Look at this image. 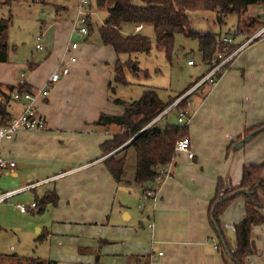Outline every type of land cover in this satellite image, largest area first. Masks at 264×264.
I'll use <instances>...</instances> for the list:
<instances>
[{
	"label": "crops",
	"instance_id": "1",
	"mask_svg": "<svg viewBox=\"0 0 264 264\" xmlns=\"http://www.w3.org/2000/svg\"><path fill=\"white\" fill-rule=\"evenodd\" d=\"M64 9L56 14L57 18ZM69 26L59 19L45 27L44 37L51 33L52 51L47 52L43 64L49 62V69H38L40 66L32 58L26 60L24 67L10 64L9 60L0 64V90L3 92H7L6 87L19 84L29 86L32 91L44 88L61 62L69 70L68 75L51 86L46 100L38 98L36 101L38 112L46 120V129L20 131L15 139L3 141L0 146L1 156L15 163L12 169L0 170V177L5 173L17 178L24 173L36 179L23 187L50 179L39 187L52 185L45 193L55 191L58 196L57 206L50 207L54 212L51 231L36 228V240L39 236L43 240H58L57 249L48 260L56 264H80L81 258L90 252L93 264H105L103 256L107 255L121 264H230L214 249L216 241L207 212L219 178L226 188L237 186L244 166L264 162V129L244 142L239 141L247 128L264 124V114L258 110V106L264 105V39L246 45L239 52L230 64L237 69L229 66L203 95L195 94L196 90L189 97L190 104L195 102L187 120L189 134L186 139L193 158L186 153H176L172 163L164 169L167 176L161 182L141 186L134 182V176L124 178V175L121 182L114 181L102 163L106 157H101L99 149L102 142L118 132H112L111 127L104 131L95 125L100 114H107L111 106H116V98L110 97L115 93L110 94L108 84L113 80L117 57L111 47L102 44L87 43L81 50L77 46L75 51L67 53L69 43L65 40ZM130 27L132 35L139 34L145 26ZM137 27L140 29L136 30ZM38 36L42 39L41 34ZM70 56L76 58L74 63H69ZM120 58L126 60L128 57ZM117 87L114 86V90ZM8 108L10 116L14 117L19 115L22 106L10 102ZM120 108L115 116L123 113ZM259 137L263 144L256 146ZM250 143L253 152L247 154L243 149ZM125 151L118 156H124ZM87 186L96 190L94 202L83 192ZM121 187L137 196L148 209L140 213L141 217L135 215L136 229L128 225L132 214L123 211L122 204L119 203L118 211L114 209ZM109 209L110 219L101 220L98 237L70 240L65 249V210L73 217L82 218L94 212L107 213ZM261 214L264 215V208ZM244 215V199H239L219 218L230 250L236 245L234 226ZM109 230L115 240L104 237ZM256 230L257 237L264 233V228ZM144 231H147V238L149 236L145 243L139 240ZM256 254H260L258 248L245 259L246 263ZM20 258L39 259L11 253L0 255V264H26ZM260 261L264 263V258Z\"/></svg>",
	"mask_w": 264,
	"mask_h": 264
},
{
	"label": "trees",
	"instance_id": "2",
	"mask_svg": "<svg viewBox=\"0 0 264 264\" xmlns=\"http://www.w3.org/2000/svg\"><path fill=\"white\" fill-rule=\"evenodd\" d=\"M99 9L105 10L107 17L104 24L98 29L100 42L103 46L112 48L116 55L113 66L114 77L108 84L110 94H114L115 86H127V73L137 77L140 72L139 63L130 58L135 54L148 55L151 50V43L147 37L141 34L123 35L122 29L126 26H150L155 36V44L158 50L164 53L167 60L170 59L174 37L181 34L197 40L198 50L202 62L211 66L213 60L224 49L225 55L234 52L238 43L233 41L223 44L222 38L195 33L191 30V23L188 13L193 11L213 12L218 17L220 24H224L229 16H236L245 13L251 6L264 8V0H95ZM4 5L10 6L22 0H0ZM11 16L7 19H0V64L8 62L9 45L7 43V30ZM91 17L88 28L91 31ZM260 27L262 25H259ZM252 30L251 35L260 27ZM258 40V39H257ZM254 40L253 42H256ZM244 42V41H243ZM252 42V43H253ZM126 55L124 61L120 56ZM231 63H229L230 66ZM228 64L214 76L217 81L222 73L229 69ZM145 77L147 73L143 72ZM199 80H197L198 82ZM192 87L189 86L177 97L163 101L153 90L144 91L141 97L132 102L116 99L114 104L123 108L120 116L100 114L95 125L107 131L110 127H117L119 131L99 146L101 157H106L102 163L116 182H121L125 172V157L117 156L132 148L135 152V170L133 180L136 184L145 186L154 184L159 179L163 180L167 173L166 169L176 156L175 145L178 141L188 138L189 130L187 124L177 125L176 123H165L161 128L159 125L148 124L163 110H165L177 98L181 97ZM7 92L0 90V125H4L11 119L8 112L11 94L13 91L25 93L32 91L24 84L16 87H6ZM186 101H182L175 109L181 110L186 107ZM264 129V124L254 125L247 128L239 138L245 141L256 132ZM129 142V143H128ZM127 144L120 151L119 147ZM109 155V156H107ZM264 162L259 165L244 166L240 182L237 186L225 187L222 179H218L214 196L209 202L208 223L216 241V251L222 258L228 259L230 264H244L247 257L255 251V244L251 237L254 227L264 226V215L261 210L264 208ZM239 196L244 198L243 219L234 226L235 249L230 250L225 236L221 230L219 218L225 209ZM37 213H42L47 207H55L58 204V196L55 191L47 192L41 199L35 196ZM37 242L43 241L39 236ZM17 258V257H15ZM26 264H56L51 260L22 259Z\"/></svg>",
	"mask_w": 264,
	"mask_h": 264
},
{
	"label": "rangeland",
	"instance_id": "3",
	"mask_svg": "<svg viewBox=\"0 0 264 264\" xmlns=\"http://www.w3.org/2000/svg\"><path fill=\"white\" fill-rule=\"evenodd\" d=\"M78 1L79 0H22V2L14 3L10 6H6L3 3L0 4V19H7L11 16V21L7 30L9 63L17 65L21 64L24 67L26 65V60H31L32 58V61L40 66L38 69H49V62L48 64H43V61H45L44 58L46 57L47 52L52 51L51 33L44 37V30L47 25L59 19L64 20L68 26L70 24V32L66 35V43H76L78 45V50H81L83 45L87 43L101 45L98 29L104 24L107 13L105 10H101L97 7L95 0H90L92 24L89 35L86 38H82L77 33L70 34L72 30V22L74 20V11ZM62 7L66 8L64 9L65 12H63V14L59 13V17L57 18L56 14L60 10H63ZM188 19L191 23V30L195 33L207 34L215 36L216 38L226 37L231 42H237L238 45H241L246 37H248V39L251 37L250 33L252 30L255 28L257 29L259 25L264 24V8L251 6L238 18L236 16L227 17L224 24L219 23L218 17L213 12H189ZM131 31V27L126 26L121 32L123 35H130ZM39 34L42 35V39L40 42H36V37ZM139 34L149 39L151 50L148 55L135 54L130 56L131 59L136 60L139 63L140 72L137 74V77L127 73L126 80L129 82V85L125 87L118 86L115 89V94L110 96L113 99L116 98L126 102H132L138 100L144 91L153 90L158 94L161 100L167 101L168 99L177 97L199 78V81L203 79L209 72L210 67L208 68V66L202 62L197 40L185 37L181 34L176 35L174 37V47L171 57L167 60L164 53L156 48L155 36L150 26H145ZM36 43H40L43 46L42 51L35 49ZM90 58H92V52ZM121 60L124 61L123 58H121ZM188 61H192L194 65L188 66ZM213 62H215V60H213ZM213 62L211 65H213ZM23 67L20 69H24ZM230 68L237 69L235 65L233 66V63L230 65ZM144 71L147 73V77H145L143 73ZM209 85H211V83L205 81L198 87L199 89H196L197 92H195V94L199 93L203 95ZM112 86L115 85L112 84ZM189 97L187 98L188 101ZM194 102L195 101L189 105V115L192 112L191 109H194ZM258 107V110H261V113L264 114V105ZM120 110V106L113 105L110 107V111H108L107 114L115 115L116 112H120ZM177 111L176 109L171 110V112L159 120L156 125H159L162 128L165 123L175 124ZM246 112H248V110H246ZM111 129L112 132L119 131V129L114 126L111 127ZM259 139L260 137L258 140ZM259 141L260 142L256 146H261L263 144V139H260ZM127 144L125 143L110 154L120 151ZM251 146L252 143L247 145L243 150L247 154L252 153L253 150L249 148ZM122 156L117 157L120 158ZM123 157H125L124 178L134 176V150L132 148L127 149ZM22 176L23 177L14 178L11 175H5V173H3L0 177V191L6 192L18 188L21 189L25 184L36 180L35 178L33 179L32 176H27L24 173ZM48 189H52V185L36 188L35 191L27 190L21 192L0 204V255L3 256L14 253L21 257H38L41 260L47 261L50 258L51 253L57 249L56 243L58 240L53 241L44 238L41 242L36 241V237L38 236L36 228L44 231H51V228L54 226L52 223L54 212H52L50 207H47L42 213H37L38 208L33 212L26 213H21L17 208V205L28 207L31 206V204L36 203L35 196L38 199H41L45 191ZM123 189L126 190V188L121 187L118 191L119 195L117 200L114 201V209L118 211L119 203L122 204V206H124L123 211L126 210L132 214V219L127 222L128 225H133L136 229L138 223L136 224L134 221L135 215L140 216L141 212L145 213L148 209L144 207L142 201L139 202L137 196L132 193L129 194L128 189L127 192ZM83 192L87 194L89 200L93 202L95 201L94 194L96 190L87 186ZM239 199L244 198L243 196H239L232 203ZM69 214L70 212L65 210L66 250L69 247L68 244L71 242L70 240H81L83 236L90 238L98 237L97 231L102 229L100 228V222L101 220H105L106 222L110 219L111 209H109L107 213L94 212L82 218L73 217ZM84 223L89 225H85ZM261 228L264 227H254L251 232L255 248H258L260 254H256L253 259L249 260L247 263L245 260L244 264H264L260 261L264 258V233L259 235V237H257L256 234V229L260 230ZM107 232L108 235H104L106 239H116L113 237L111 230ZM141 239H143L144 243L149 241V236L147 238V231L140 233L139 240ZM117 244L120 245L121 243ZM110 245L111 244H109L108 247H111ZM107 250L110 249L107 248ZM82 254L83 253L79 252V255ZM103 258L105 264H121V262L116 261V258L113 256L107 255L103 256ZM81 259L82 261H80V264H93L95 262L90 252L88 253V256L82 257Z\"/></svg>",
	"mask_w": 264,
	"mask_h": 264
},
{
	"label": "built area",
	"instance_id": "4",
	"mask_svg": "<svg viewBox=\"0 0 264 264\" xmlns=\"http://www.w3.org/2000/svg\"><path fill=\"white\" fill-rule=\"evenodd\" d=\"M91 1L90 0H79L77 6L75 7V14L74 20L72 22V33H77L82 38H86L89 35V20L91 17ZM140 27H137L136 30H139ZM257 39H264V24L260 27V29L252 35L249 39L247 38L239 47L232 53L225 55V49L220 52L216 59L218 62H213V65L210 66L209 72L205 75L203 79L196 82L194 86L189 89L186 93H184L181 97L177 98L173 103H171L165 110H163L160 114H158L149 124L147 127L157 124L159 120H161L165 115L169 114L171 110H174L182 101H186V107L178 110L177 117H176V124L177 125H184L187 123L189 117V105L190 102L187 98L192 95L195 90L201 86L205 81H209L211 85H213L216 80L214 78L215 74L221 71L225 65L232 62V60L239 54L241 49H243L246 45H248L251 41ZM37 42L41 41V36L36 38ZM223 44L231 43L226 37L222 38ZM76 43H69L67 47V53L70 54L71 51H75L77 49ZM37 50H42V46L40 44L36 45ZM69 63H74L76 58L73 56L69 57ZM187 65L193 66L194 63L192 61H188ZM69 74V70L64 62H61L57 69L51 74L48 79L47 84L44 88L30 91L25 93H19L17 91H13L11 94V103L14 104H21L22 108L19 115L11 117L9 121H7L4 125H0V146L3 141H11L15 139L17 134L20 131H42L46 129V120L45 118L38 112L36 101L38 98L46 100L49 95V90L51 86L60 81V79ZM22 83V82H21ZM175 152L176 153H186L190 159L193 158V154L190 150L189 141L187 139L180 140L175 145ZM15 167V163L12 161H8L4 159L0 154V170H7L12 169ZM50 179L46 181L34 183L23 187L21 189L13 190V191H6L0 192V204L6 202L8 199L13 197L16 194L27 190H34L38 188L40 185L46 183ZM162 180H158L157 182H161ZM17 208L21 213H26L28 209H36V204L33 203L29 207L18 206ZM149 227L151 228L152 225L150 224ZM216 249V244L214 246Z\"/></svg>",
	"mask_w": 264,
	"mask_h": 264
}]
</instances>
